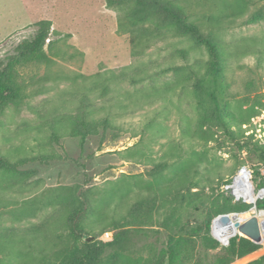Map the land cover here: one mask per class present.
I'll return each instance as SVG.
<instances>
[{
    "label": "rangeland",
    "instance_id": "1",
    "mask_svg": "<svg viewBox=\"0 0 264 264\" xmlns=\"http://www.w3.org/2000/svg\"><path fill=\"white\" fill-rule=\"evenodd\" d=\"M175 1L222 45L234 129L264 147V0L233 2L240 13L223 18L233 0ZM126 8L108 7L105 0H0V66L32 38L36 22H51L47 58L15 65L22 101L0 116V151L27 159L14 172H0V186H9L0 188L1 264L55 262L66 238L68 196L78 186L87 189L96 211L105 212L92 221L97 226L89 236L102 240L125 231L127 254L154 256L160 264H167L160 222L170 190L193 186L212 201L231 195L233 205L250 204L225 188L241 168L251 170L256 190L264 188V163L251 145L238 148L214 127H205L204 139L195 134L198 107L185 65L205 60L203 46L148 23L118 30ZM81 110H94L95 118L109 115L113 124L90 135L83 149L76 137L54 136L51 129L55 118ZM172 175L174 182L187 180L173 184ZM170 185L165 193L157 189ZM138 196L156 197L159 204L143 225H125Z\"/></svg>",
    "mask_w": 264,
    "mask_h": 264
},
{
    "label": "trees",
    "instance_id": "2",
    "mask_svg": "<svg viewBox=\"0 0 264 264\" xmlns=\"http://www.w3.org/2000/svg\"><path fill=\"white\" fill-rule=\"evenodd\" d=\"M236 1L238 2V0L227 2L226 12H223L222 18L227 15L237 16L240 13V10L232 4ZM105 4L108 7L127 4L126 10L118 20V30H122L128 24L148 23L156 30H168L175 35L186 36L200 43L206 52L205 60L185 65L187 78L190 80L198 107L195 134L204 139L207 134L205 127L208 130L214 127L227 139L235 142L238 148L251 145L264 163V147L251 142V136L242 138V132L234 129V120L228 106L224 50L215 40L213 31L205 33L201 25L190 20L183 6L175 0H105ZM209 19L217 21L218 18L210 16ZM35 25L36 29L32 38L21 43L17 51L8 57L3 66H0V116L7 106L17 105L22 101V90L15 80V65H24L34 60L47 58L45 49L50 44L51 22L40 20ZM112 127L109 115L95 118L94 110H81L62 115L55 118L51 124L54 136L69 134L76 137L81 149L90 135L97 132L103 134ZM39 160L46 162L48 157L42 156ZM26 162V158L12 160L0 151V172H14ZM173 175L170 178L173 184L178 181L182 186L187 180V177L180 176L176 177L174 182ZM228 183L230 180L226 182ZM172 186L157 189L165 193ZM8 187L0 186L3 189ZM192 188L193 186H189L177 191L170 190V198L163 203L164 215L160 226L166 237L167 264H230L235 259L260 249V244L240 235L230 237L228 243L222 246L210 234L214 214L217 216L222 213L247 210L253 204L236 202L239 205H233L231 195L223 196L221 202L217 199L212 201L209 194L201 190H192ZM86 190L78 186L68 196L70 202L64 221L66 238L53 264H160L161 261L154 256L142 259L127 254L124 246L125 231L102 240H84L85 236L93 234L96 229L97 224L92 221L100 220L105 214V212L96 211ZM227 191L235 195L233 189H227ZM100 201L96 207L103 204ZM157 201L156 197L138 196L123 217L125 225L135 226L146 223L159 204ZM256 208L264 209V197L257 200ZM103 222H99L98 225H102ZM103 229H105L104 226ZM4 247L5 244L0 241V253L4 251ZM109 248L113 250L104 254ZM29 264L43 263L30 262ZM247 264H264V253Z\"/></svg>",
    "mask_w": 264,
    "mask_h": 264
},
{
    "label": "bare ground",
    "instance_id": "3",
    "mask_svg": "<svg viewBox=\"0 0 264 264\" xmlns=\"http://www.w3.org/2000/svg\"><path fill=\"white\" fill-rule=\"evenodd\" d=\"M234 190L235 194L238 196H241L245 201L254 204L257 200V198L260 195L264 194V188L256 190L254 185L250 182V180H247V175L244 172H240L237 176L236 182L234 184ZM255 209V208H254ZM257 210V209H255ZM254 210V211H255ZM258 212H255L256 215L264 220V211L257 210ZM247 216V213L239 214V219L244 218ZM231 219L228 218L227 223L230 222ZM219 220L214 222V228L213 233L216 237H218L221 241L225 242L226 239L231 236L233 233L237 232L238 229L234 225L230 224L229 226L219 228L218 224Z\"/></svg>",
    "mask_w": 264,
    "mask_h": 264
},
{
    "label": "water",
    "instance_id": "4",
    "mask_svg": "<svg viewBox=\"0 0 264 264\" xmlns=\"http://www.w3.org/2000/svg\"><path fill=\"white\" fill-rule=\"evenodd\" d=\"M262 197H264V194L260 195L258 198H262ZM252 206L255 209H257L255 203ZM257 210H263L264 211V209H257ZM236 217H237V212H230L229 214L222 213V214L217 215L212 220V224H214L215 221L219 220L218 227H226V226H229V225H227L228 218L233 219V220H235L233 225L235 227H237V229L240 233H242L245 237L249 238L251 241L258 243L260 240V230H259V224H258L257 217L255 215H252L241 223L236 221ZM212 224H211V227H212ZM212 235L216 239L220 240L218 237H216L214 235L213 231H212ZM229 238H230V236L226 239V241H225L226 243H228ZM84 240L91 241V240H93V236H86V237H84Z\"/></svg>",
    "mask_w": 264,
    "mask_h": 264
},
{
    "label": "built area",
    "instance_id": "5",
    "mask_svg": "<svg viewBox=\"0 0 264 264\" xmlns=\"http://www.w3.org/2000/svg\"><path fill=\"white\" fill-rule=\"evenodd\" d=\"M242 171H245V173H246V175H247V180H250V182L252 183V181H251V170H248V169H246V168H241L238 172H237V174L233 177V179L231 180V182L230 183H228V184H226V186H225V188L226 189H233L234 190V184H235V182H236V179H237V176L239 175V173L240 172H242ZM253 184V183H252ZM261 189V188H260ZM235 196H236V198L237 199H242V200H244L241 196H238V195H236L235 194ZM263 211V210H262ZM230 213V212H229ZM229 213H227V214H229ZM252 215H255L256 217H257V219H258V224H259V230H260V240H259V242H258V244H260V249H264V220H262V219H260L257 215H256V213H255V211H252V213L251 214H248L247 216H245L244 218H242V219H239V213H237V217H236V221H238L239 223H241V222H243L244 220H246L247 218H249L250 216H252ZM234 221L235 220H233V219H231V221L230 222H228L227 223V225H230V224H234ZM214 224H212V231H213V228H214V226H213ZM219 228H223V227H219ZM236 233L237 234H239L240 236L242 235V236H244L242 233H240L239 231H237V232H235V233H233L230 237H232V236H235L236 235ZM245 237V236H244ZM224 244H227L226 242H223Z\"/></svg>",
    "mask_w": 264,
    "mask_h": 264
}]
</instances>
